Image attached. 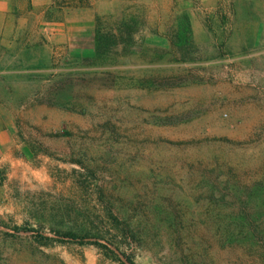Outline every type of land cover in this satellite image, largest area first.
<instances>
[{
  "label": "rangeland",
  "instance_id": "obj_1",
  "mask_svg": "<svg viewBox=\"0 0 264 264\" xmlns=\"http://www.w3.org/2000/svg\"><path fill=\"white\" fill-rule=\"evenodd\" d=\"M175 11L107 15L116 41L38 58L33 99L0 82V264H264V0Z\"/></svg>",
  "mask_w": 264,
  "mask_h": 264
},
{
  "label": "crops",
  "instance_id": "obj_2",
  "mask_svg": "<svg viewBox=\"0 0 264 264\" xmlns=\"http://www.w3.org/2000/svg\"><path fill=\"white\" fill-rule=\"evenodd\" d=\"M182 2L183 0H0V82L6 83L8 97L16 100L33 99L55 84L49 76V68H38L40 65L37 62L41 60L38 58L48 57L54 51L65 54L78 50L76 43L89 41L96 36L97 29L105 28L103 19L107 15L128 8L135 11L140 7L148 23L156 25V13L159 19L168 18L175 9L174 16H177V4ZM178 13L189 28V43L199 44L203 23L197 12L188 8L184 13L181 8ZM132 17L135 16L125 19ZM38 51L40 53L36 55ZM11 64H16L19 69H6ZM46 65L49 66L48 63ZM29 66L37 68L26 69ZM39 106L48 107L47 103Z\"/></svg>",
  "mask_w": 264,
  "mask_h": 264
},
{
  "label": "trees",
  "instance_id": "obj_3",
  "mask_svg": "<svg viewBox=\"0 0 264 264\" xmlns=\"http://www.w3.org/2000/svg\"><path fill=\"white\" fill-rule=\"evenodd\" d=\"M134 22L133 25H131V23ZM138 22V19H133L130 18L129 20L124 21L123 25V30H124V35L120 36L121 41L125 42L126 44H131L134 43L135 41V26ZM96 38L98 40V42H100L103 44V42H111L114 43L116 41L115 39V34L111 31V30H106L105 28L101 29H97L96 32ZM190 44V43H189ZM124 231L126 233L127 236L130 237V239H133V235L130 233V231L125 227ZM62 235H64L65 237H76L74 233L71 232H64L62 233ZM94 244H96L98 247H101L102 249H109V247L106 244H103L101 242H94ZM112 253L113 250H110ZM124 257L125 260L121 259V258H116L121 264H135V262L133 261V258L129 255L124 253Z\"/></svg>",
  "mask_w": 264,
  "mask_h": 264
}]
</instances>
